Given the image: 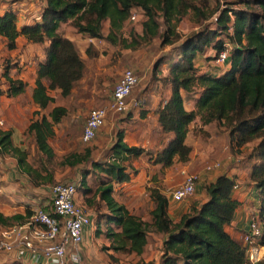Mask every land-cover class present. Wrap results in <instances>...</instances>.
Instances as JSON below:
<instances>
[{
	"label": "trees",
	"instance_id": "16d2710c",
	"mask_svg": "<svg viewBox=\"0 0 264 264\" xmlns=\"http://www.w3.org/2000/svg\"><path fill=\"white\" fill-rule=\"evenodd\" d=\"M39 1L42 4L40 14L28 23L18 25V13L5 11L0 16V37L10 51L16 48L19 37L34 45L47 42L43 49L44 58L36 65L32 93V101L39 110L33 113L27 133L32 136L40 158L44 156L49 161L55 154L48 140L54 136V125L61 122L67 110L56 106L47 116L40 113L54 103L51 92L58 90L61 98L70 97L85 71L84 61L73 42L58 32L62 24L71 21L79 33L115 44L133 11H141L145 18L141 23L142 41L157 37L163 26L168 29L173 19L178 21L189 15L190 11L193 12L190 20L194 22L216 14L213 11L209 15L204 14L194 0ZM249 2L260 12L231 8L217 11V22L214 24L217 30L209 31L206 28L180 47L179 60L169 66L163 79L169 87L168 99L155 111L158 125L168 138H162L164 141L157 152L151 154L143 148L128 146L124 142V133L119 131L115 142L104 152L102 160H93L91 149H88L84 155L70 153L59 163L62 167L70 168L82 162L91 165L89 172L84 173L77 184V191L84 196L85 206L96 213L95 218H92V226L96 225L97 228L96 236L103 234L111 239L116 244L112 247L114 250H123L128 245L127 252L130 255L141 256L149 243L146 228L151 227L153 232L165 236L159 264H249L242 245L245 232L241 233V239L238 240L225 230L240 205L231 196L236 184L227 176L220 175L213 183L205 185L208 200L199 208H193L190 213L182 215L178 221L169 218L168 198L156 188L149 190L153 207L147 215L149 221L146 223L138 214L128 210V204L119 203L113 196V183L123 184L131 179L125 165L131 157H145L161 168L170 167L175 157L180 162H186L191 149L185 145V137L188 125L196 115H200L205 124L228 122L232 128L230 140L233 149L238 150L248 142L260 140L250 153L254 161L249 179L257 190L259 204L256 220L262 229L260 245L264 247V0ZM154 7L162 12L161 22ZM105 21L109 22V30L103 37L102 25ZM222 33L235 45L229 58V69L218 77L206 74L197 76L195 58L209 46L216 50V54L220 52L223 42L218 37ZM131 35L134 36V33L131 32ZM126 47L134 46L130 43ZM1 76L0 84L5 88L0 87V96L15 98L24 94L26 84L13 77L9 69L5 68ZM196 81L202 92L196 102V110L187 112L183 107L181 91L191 94ZM0 150L15 159L17 166L29 176L34 187L47 185L50 178L53 179L52 174L43 168L47 175L39 182L40 171L29 165L28 153L25 148L14 145L9 131L0 130ZM128 200L135 201L136 197ZM2 202L0 196V204ZM31 206H25L24 215L4 216L0 212V228L29 218L34 210L29 209ZM102 222L107 226L105 233L100 230ZM7 256L12 262H21L16 257ZM257 264H264V261Z\"/></svg>",
	"mask_w": 264,
	"mask_h": 264
},
{
	"label": "rangeland",
	"instance_id": "374dc122",
	"mask_svg": "<svg viewBox=\"0 0 264 264\" xmlns=\"http://www.w3.org/2000/svg\"><path fill=\"white\" fill-rule=\"evenodd\" d=\"M247 2L248 0H194V3L198 7H200L203 13L206 15H209L211 11H213L214 13L216 12L217 14V11H221L226 8H231L234 10L254 9L255 11L258 10V12H260V10L252 5L251 2ZM41 7L42 4L39 0H3L0 3V16L7 10H13L20 15L24 14L25 16H27V20L33 21L39 16ZM133 12H135V14L137 15L136 20H129L125 23L124 27L118 34L115 44H110L104 39H93L92 41L94 44H88L86 47V37L88 36L79 33L77 29L72 25L71 21L62 24L59 28L61 34L69 36L70 38L75 39V41H77L78 43L83 44L82 46L78 45L76 49L79 56H83V58L81 59H83L84 61L85 71L82 79L76 83L70 97L64 99L61 98L58 94H53L55 95L54 103L50 104L45 111H42L40 113L41 115L47 116L49 111L56 106L64 107L67 110V114L61 120V122L57 125H54V136L50 140H48L50 141L48 144H50V147L52 148L55 155L50 161L47 160L44 156L40 158V154H38L36 148L34 150L32 149V145H34L32 138H20V140H22V143H19V139L15 140V143L13 142L15 146L25 148L26 152L29 155L28 160L31 166L35 167L40 172H44L43 168H45L49 173L52 174V176L56 174L58 175L56 180L52 179V177L50 178L47 184L49 188L57 182L70 181L79 184L82 175L89 172V168L91 167V165L86 162H82L81 164L72 168L60 166L59 163L68 154L79 153L81 155H84L86 153V150L91 149L90 156L92 157V159L95 161L102 160L104 152L115 142V136L117 132L122 131L126 134L128 131L127 125H132L131 133L133 134L135 128L138 125V121L135 120L136 122H131L129 120L131 117L139 116L138 118L140 119H143L145 117L148 120L147 125L152 126L155 122V119L153 118V116L156 114L155 111L165 99H168L169 96V87L167 86V83L163 81V79L167 75L169 66L173 62L179 60V49L182 44L186 43V41L193 35H196L206 28H208L209 31L218 29L217 26L214 25L213 17L206 18L204 20H201L200 22H194L193 20H190L193 14V12L190 11L189 15L179 18L178 21L176 19H173L168 29L163 26V28L159 30V34L157 37L151 40L142 41L141 23L145 18L142 15L141 11ZM154 12L158 20L161 22V10H159L157 7H154ZM197 20L200 19L197 18ZM18 25L20 24L18 23ZM108 30L109 22L105 21L102 25L103 37L107 35ZM131 32L134 33V36L131 35ZM218 40L230 44L232 48L235 47V45L231 43L230 39L224 33H222L218 37ZM130 43L134 47L127 48L126 46ZM210 50L213 51V56L208 60L214 61L216 50H214L212 46L207 47L204 52H209ZM43 55L44 51L42 45H31L19 39L16 48L10 51L7 50L5 41L0 38V83H2L1 75L5 68L9 69L11 75L14 77L26 70H30L32 72L33 68H36V65L41 60V57ZM127 69L132 70L139 79L138 85L133 90L129 99L130 101L134 99L140 100L139 106L137 108H131L124 114H109L104 126L96 135L95 139H93L89 143H84L82 141V132L89 112L92 109L104 107L108 104L114 86L119 81L123 71ZM198 75L199 74H197V76ZM199 87L200 85L196 81L194 83L192 91L195 92ZM152 101L154 102L153 106L151 105ZM14 104L15 105L13 106V108L15 110L19 103ZM3 105L4 103L0 100V119L3 117V110L1 111ZM151 107L157 108L156 110H153V112L149 110ZM19 112L20 111L17 112L19 114V116L17 117L18 120L29 115V112H25V114ZM142 113L144 114L142 115ZM147 116L150 117L148 118ZM196 117L197 119H199L201 126L207 125V127L210 126V128H204L208 129L207 132L202 128H199V126L198 128H196L195 125H197L198 123H195L194 126H191L190 128V131H192V136H190V138L194 139L196 136L195 134H198L199 132L201 134H206L207 138L209 136L212 137V140L208 142L210 145L208 153L210 159L205 161V163H200L199 166L195 167L193 170L182 169L181 171L184 170L185 175H198L200 177L199 183H201L200 181L202 180V175L200 174V172H205L206 166L213 163H220L221 166V162L226 159H224L225 156H229L232 158L233 164L229 163V166L231 168L240 169L242 166H244V160H248L249 164H252L254 160L250 158V153H252V150L259 144L260 140H253L251 142H248L241 147L243 149L241 151L233 149L232 142L230 140V133L232 128L228 125V122H211V125H209V123H203L200 115H196ZM3 126L4 124L2 123L0 127ZM188 130L189 129L187 128V131ZM235 137L237 136L235 135ZM127 138L132 139L133 137L132 135H128ZM201 148L204 149V147ZM221 150L225 154V156L223 157L220 152ZM149 153L154 154L155 152L149 150ZM7 156L12 158L9 153L0 150L1 161ZM143 158L147 160V158ZM175 158H177L178 160V157ZM40 159L42 161H40ZM137 159L138 158L131 157L129 158L127 163H125L127 169L129 170V173L132 175L136 174L138 171L133 166V163L137 161ZM147 161L149 162V164L153 163L152 161ZM143 164L145 163L140 162L138 163V166H143ZM172 169H174L173 173L175 174L178 167L176 166V168ZM134 171H136V173H134ZM181 171H179V176H175L173 174L174 176L172 180L168 181L167 184H164V181L159 180L156 170L153 169L149 177L153 182L152 186L146 188L145 193H143L141 196H137L135 201H131L126 199V197H122V202L126 205L128 204V206L130 207L131 205H135L136 201L141 202V209L138 210V207L136 206L137 209L134 207L133 212L138 214L143 222H148L149 217L147 215L149 213L150 207H153L152 201L149 198V190L155 187H158L162 190H167L164 188H168V196L169 191H171L174 186H178L180 183V180L176 179V177H179L180 179L181 177L184 178V175H182ZM207 183L208 180H204V184ZM46 192L47 194H45L39 202L31 204L32 206L29 209L33 210L39 206H43L44 204H46L49 197L48 191ZM79 194L80 192L78 191V195ZM195 194L196 193H194L192 197L185 201H182L181 203L190 204L194 199ZM258 204V198L255 194V196L253 197V201L250 203L248 209L250 217L258 214ZM102 224L103 222L101 223L100 230L102 233H105L107 231V226ZM95 226L96 225H94V228H96ZM96 229H94L93 235L96 238L106 239L103 234L101 236H96ZM146 230L148 233L153 232L151 227L146 228ZM95 237L91 242V245L93 247H90L92 248V250L89 254V261H87L88 264H157L162 254L159 242L157 243L156 248L154 246L150 249L145 248L141 256L135 257L133 254L130 255L127 252L128 245L123 250H114L112 247L116 246V244H114L111 239H108V242L106 244L100 241V244L94 247L93 241L96 240ZM148 237L150 241L152 237ZM260 255V257H262L260 261H264V248L262 252H260ZM20 261L21 262H12V259L7 255L0 256V264H28V262L26 263L23 260ZM82 264H85V262Z\"/></svg>",
	"mask_w": 264,
	"mask_h": 264
},
{
	"label": "crops",
	"instance_id": "0c3cea01",
	"mask_svg": "<svg viewBox=\"0 0 264 264\" xmlns=\"http://www.w3.org/2000/svg\"><path fill=\"white\" fill-rule=\"evenodd\" d=\"M28 22L29 20H27V16H25L24 14L23 15L18 14L19 24L28 23ZM58 32L59 34H61L60 29L58 30ZM61 35L64 38L73 42L75 48L78 47V45L80 46L83 45L82 43H78L77 41H75V39H72L69 36H66L64 34H61ZM19 39L27 43V41L23 37H19L17 39V42L19 41ZM89 39H90L89 37H86V43H85L86 47L88 44H94L93 42H90ZM42 46L44 49L45 46H47V42L44 43V45ZM212 52H213L212 50H210L209 52H204L203 54L198 55L195 58L194 66L197 70V74L202 75L204 73L206 75L218 77L229 69V64L223 66V68L215 67L213 65V61L208 60L209 58L213 56ZM80 57L83 58L82 55ZM43 58H44V55L41 57L40 61H42ZM35 69L33 68L32 72L30 70H26L15 76L16 78H18L19 80L23 81L26 84L25 92L23 95L15 97V98H8L4 95L0 96L1 102H3L5 105V109H4V105L1 109V111L3 110L2 112L3 117L1 118L2 120L0 119V124L2 125L3 123L4 126L0 127V130L9 131L12 135V140L14 143H15V140H18V139H19L18 140L19 143H22V140H20V138H24V139H26V137L30 139L32 138V136L27 133V127L33 118V113L39 110L37 104H35L32 101V93L35 87V79H36ZM44 83L46 84V80H44ZM0 87L1 89L5 88L4 85ZM201 92H202L201 87L196 89V91L192 92L191 94H186L185 92L181 91V96L183 99V107L187 112H191L195 110L196 102L199 99ZM53 94L59 95V91L56 90V91L51 92V96L54 98L55 95ZM160 95H161V92H160ZM14 103H19V105L17 106L15 110L13 108V106L15 105ZM151 105L152 106L154 105L153 101ZM156 108L157 107H151L149 110L153 111V110H156ZM18 111H20L23 114H25V112L26 113L29 112V115L18 120L17 119V117L19 116V114L17 113ZM138 117L133 116L129 119L131 122H136L135 120H137L138 125L135 128L133 134L131 133L132 125H127L128 131L126 134L124 133V142L130 147H140V148H143L145 151L152 150L154 152H157L161 147V143L164 141L162 138L166 137V139H168L167 135L162 133L160 126L158 125L157 116L156 115L153 116V118L155 119V122L152 126L147 125L148 120L145 117L143 119H140ZM147 117L149 118L150 116H147ZM195 123H198L197 125H195L196 128H198L199 126V128H202L204 131H207L210 128V126L207 127V125L201 126L200 125L201 123L199 122V119H197V117H195V119L190 123V125L188 126L189 130L187 131L186 138H185V145L191 149L190 154L188 156L189 159L186 162H180L177 160V158H174L173 160L174 165L172 164L171 166L172 168H176L177 166L179 169V170L178 169L176 170L175 174L173 173L174 169H172L171 166L168 168H161V166L159 165H154L153 163L149 164V162L141 156L137 159V161L133 163L134 168L138 171L134 175L130 174L131 179L129 182L123 183V184L113 183V191H114L113 196L116 199V201H118L119 203H123L122 197H126V199L135 198V197L137 198V196H141L143 193H145V189L152 186L153 182L150 180L149 177L153 169L156 170L159 180L164 181V184H167L168 181L172 180L174 175L179 176L180 174L179 171H181L182 169L193 170L195 167L199 166L200 163H203V162L205 163V161L209 160L210 156L208 153H209L210 145L208 142L212 140V137L209 136L207 138L206 134H201L199 132L198 134H195L196 136L194 139H191L190 136H192V131H190V128L191 126H194ZM209 125H211V123H209ZM206 127L208 129H204ZM128 135H132L133 138L128 139L127 138ZM49 142L50 141H48V143ZM201 147H204V149ZM32 149L33 150L35 149L34 145H32ZM238 150L241 151L243 149L239 148ZM220 152H221L222 157L225 156L222 150ZM224 159L225 160L221 162L222 165L214 169L213 171L207 172L205 170V172L204 171L200 172V174L202 175V180L200 181L201 183H198L196 187L195 197L190 204H187V203L183 204L181 202L172 203L167 196L168 188H164L167 190H162V189H159L158 187H155V188L158 189L163 195H165L168 198L169 218L172 221H178L182 215L190 213L193 208H199L201 205H203L208 200L207 195L204 190L205 185L213 183L216 180V178L220 175H225L228 178L234 180L236 184V188L233 189L231 196L234 200L238 201L240 205L237 208L231 223L228 226H226L225 230L232 237L239 240L241 239V236H242L241 233H244L245 230L247 229V225H248L249 217H250L249 212H248L249 205L253 201V197L255 196V194L257 195V190L254 184L249 179V173H250L252 164H249L248 160H244L243 161L244 166H242L240 169H236V168H231L229 166L230 165L229 163L233 164L231 157L225 156ZM0 161H1V158H0ZM140 162L145 163V164L139 167L138 163ZM28 163L29 165H31L29 160H28ZM31 167L33 169H36L33 166ZM245 167H248V168H245ZM89 169H91V167ZM127 172L129 173V170H127ZM181 172H184V170ZM40 175L41 176L39 178V182H41V180H43V178L46 177L47 172L45 171L40 172ZM57 176H58L57 174L53 175V179L56 180ZM176 179H179L180 183L183 181V177H181V179L179 177L178 178L176 177ZM204 180H208V183L204 184ZM0 182H1L0 196L3 199V202L0 204V212L3 213L4 216L24 215L26 205L39 202L40 199H42L44 195L47 194L46 191H48L49 193V186L47 185H40V186L34 187L31 183L29 176L17 166L16 161L13 157L10 158L7 156L0 162ZM176 186H174L173 188H175ZM83 199H84V196L80 193L78 195V200L81 204H84ZM96 201H98V198H96ZM140 203L141 202L136 201L135 205H131V207L130 206L128 207V210L131 213L134 211V207L136 209L138 207V210H140L141 209ZM257 208H258V205H257ZM87 209L89 213L91 214V217L94 219L96 216L95 211L90 207ZM151 209L152 207H150L149 211ZM94 229H95L94 226H92L89 229H87V231L84 234V239H83V243L81 246V250H82V260H83L82 263L85 262V264H88L87 261H89V254H90V251L92 250V248L90 247L92 246L91 242L95 237L93 235ZM148 236H151L152 239L149 241L148 245L146 246V249L153 248V246L156 248L157 243L159 242L161 246V250H162L163 241L165 239V236L163 234L155 233V232L148 233ZM100 241L106 244L108 242V239L107 238L106 239L96 238V240L93 241L94 247L96 245L98 246L100 244ZM157 264H159V262H157Z\"/></svg>",
	"mask_w": 264,
	"mask_h": 264
},
{
	"label": "built area",
	"instance_id": "2783aa9c",
	"mask_svg": "<svg viewBox=\"0 0 264 264\" xmlns=\"http://www.w3.org/2000/svg\"><path fill=\"white\" fill-rule=\"evenodd\" d=\"M217 14L213 16L214 24L217 22ZM136 17L133 12L129 20L135 21ZM89 40L93 42V39ZM222 46V50L214 56L215 67L229 64L233 48L224 42ZM138 82L139 79L132 70L123 71L111 92L108 104L89 112L82 132L84 143L95 139L109 114H124L139 106L140 100H129ZM219 166L220 163H213L206 166L205 170L210 172ZM182 175L183 181L169 191L168 198L173 203L192 197L199 183L198 175H185V172ZM92 225L91 214L78 200L77 184L70 181L57 182L49 188L46 204L34 209L24 221L0 229V256L11 255L28 264H82L81 246L84 234ZM261 238V226L256 215H253L249 218L242 238L249 264H257L262 259Z\"/></svg>",
	"mask_w": 264,
	"mask_h": 264
},
{
	"label": "bare ground",
	"instance_id": "6f19581e",
	"mask_svg": "<svg viewBox=\"0 0 264 264\" xmlns=\"http://www.w3.org/2000/svg\"><path fill=\"white\" fill-rule=\"evenodd\" d=\"M263 248H264V247H262V248L260 249V252H262Z\"/></svg>",
	"mask_w": 264,
	"mask_h": 264
}]
</instances>
